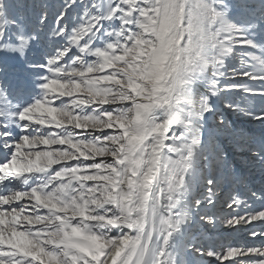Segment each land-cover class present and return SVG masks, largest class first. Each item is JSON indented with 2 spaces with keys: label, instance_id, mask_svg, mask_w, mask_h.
<instances>
[{
  "label": "snow or ice",
  "instance_id": "obj_1",
  "mask_svg": "<svg viewBox=\"0 0 264 264\" xmlns=\"http://www.w3.org/2000/svg\"><path fill=\"white\" fill-rule=\"evenodd\" d=\"M10 61L0 264H264V187L222 139L264 170L225 119L264 126V0H0Z\"/></svg>",
  "mask_w": 264,
  "mask_h": 264
},
{
  "label": "rangeland",
  "instance_id": "obj_2",
  "mask_svg": "<svg viewBox=\"0 0 264 264\" xmlns=\"http://www.w3.org/2000/svg\"><path fill=\"white\" fill-rule=\"evenodd\" d=\"M23 2L31 4L32 0H23ZM17 64L10 61L7 66V70L0 71V80L6 79L7 81L13 83V85H16L20 81H24V72L21 69L19 62H17ZM225 119L231 122L233 127L243 129L247 134L249 141H258L262 136H264V126H262L258 121H250L247 117L236 112H225ZM222 139L225 144L229 146V152L232 157V162L235 165L236 174L247 182L248 188L252 191H258L261 187H264V170H262L261 165L259 164V158L253 159L246 151H237L229 144L227 139L224 137H222ZM253 181L254 184H252ZM233 187H237L238 191H245L243 184L238 186L233 185ZM219 232L218 241H243L246 238V234L244 233H236L237 235L233 236V238L230 233L225 231L222 227H217L216 229L209 228L207 230V234L212 238L214 237V234H218Z\"/></svg>",
  "mask_w": 264,
  "mask_h": 264
},
{
  "label": "bare ground",
  "instance_id": "obj_3",
  "mask_svg": "<svg viewBox=\"0 0 264 264\" xmlns=\"http://www.w3.org/2000/svg\"><path fill=\"white\" fill-rule=\"evenodd\" d=\"M16 64H17V62H15ZM12 64V63H11ZM10 64V65H11ZM18 65V64H17ZM12 66V65H11ZM22 69V68H21ZM25 80V79H24ZM13 84V83H12ZM256 178V177H255ZM252 184H254V181L252 182ZM219 234H220V232L218 233V234H214V237H213V239H215V240H217L218 241V239H219ZM230 235L233 237V236H236L237 234L236 233H230ZM229 235V236H230ZM234 238V237H233Z\"/></svg>",
  "mask_w": 264,
  "mask_h": 264
}]
</instances>
